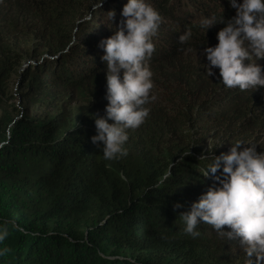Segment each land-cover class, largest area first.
<instances>
[{"label":"trees","instance_id":"16d2710c","mask_svg":"<svg viewBox=\"0 0 264 264\" xmlns=\"http://www.w3.org/2000/svg\"><path fill=\"white\" fill-rule=\"evenodd\" d=\"M98 3L0 0V103L18 66L24 96L65 104L46 120L0 117V226L9 232L0 264H248L238 242L222 240L210 225L200 224L195 239L183 232L178 215L213 183L203 177L211 161L203 158L207 152L165 151L166 136H187L188 128L264 150V87L228 89L218 68L212 76L204 68V49L218 43L225 25L206 30L201 19L228 20L235 9L228 0H149L162 17L148 61L156 99L146 105L145 122L128 131L127 156L105 160L91 142L94 117L108 103L98 45L120 26L127 0H103L93 10ZM108 11L116 14L111 23ZM186 30L191 37L180 44ZM257 63L264 66V59ZM78 100L86 104L79 115L71 108ZM156 103H175L173 114ZM176 203L183 207L174 210Z\"/></svg>","mask_w":264,"mask_h":264},{"label":"clouds","instance_id":"9594fccd","mask_svg":"<svg viewBox=\"0 0 264 264\" xmlns=\"http://www.w3.org/2000/svg\"><path fill=\"white\" fill-rule=\"evenodd\" d=\"M228 3L236 12L231 19L222 17L217 21L215 17H204L200 21V27L206 30L218 22L225 25L217 32L218 43L204 49L208 61L204 68L207 76L214 75L213 69L218 68L220 83L228 89L256 91L264 87V66L257 63L264 59V0H228ZM102 4L103 0H99L93 10ZM107 13L111 23L115 11ZM121 16L124 19L114 34L98 45L104 52L100 59L106 63L108 103L105 114L94 117L96 134L91 142L98 146L105 160L127 156L128 131L145 122L150 112L146 105L156 99L151 95L153 73L148 61L155 51L153 38L162 17L149 0H127ZM190 37L191 31L186 30L178 41L185 44ZM203 158L211 161L203 177H211L213 183L188 210L179 213L183 232L195 239L201 235L200 224L210 225L222 240L238 242L248 264H261L264 261V151L258 152L255 143L236 140L227 153L207 152ZM181 207L176 203L174 210ZM8 223L15 227L14 222ZM225 226L229 230L225 231ZM8 234L7 225L0 226V243ZM8 251L0 248V257Z\"/></svg>","mask_w":264,"mask_h":264},{"label":"rangeland","instance_id":"374dc122","mask_svg":"<svg viewBox=\"0 0 264 264\" xmlns=\"http://www.w3.org/2000/svg\"><path fill=\"white\" fill-rule=\"evenodd\" d=\"M37 47H38V42H34L32 44V48H34L35 50L37 49ZM19 72L20 73L22 72V68L16 66L11 73L8 90L4 96V100L0 103V117L12 119L18 115L20 116L26 115L29 117H36L41 120H46L50 116L57 115V113L65 105L61 100L62 98H54L50 100L48 97L42 96L43 100H41L38 103H34L33 100H36L37 99L36 97H38L39 95L30 94L29 96L28 95L24 96L23 93L25 92L29 94V91L26 90L25 87H21L19 85L20 83L18 82L21 77L19 76ZM150 104H154V103H150ZM171 104H175V103H156L155 105L158 106L163 113L166 112L167 114L172 115L173 113L171 110ZM84 105L86 104L83 103V100H78L71 106V108L75 110L77 115H79L81 108ZM67 108L70 109V106H68ZM166 109H169V111H164ZM144 130H146V133H148V135L153 136L152 134L153 132L151 131L150 128L146 127ZM186 132H187L186 134L187 136L185 135L183 136L182 134H177V133L169 134L170 132H167V134L169 135L166 136L165 143H168V141L170 140L171 142L168 143V146L165 151L174 150L177 152H184L190 150H197L205 153L213 150L216 152L227 153L231 147V143L224 142L221 139L217 138L216 136L211 137L210 135L207 139L205 137L199 136L198 133L194 134L195 131L192 130L191 128H188ZM193 136L196 137L195 138L196 140L201 138L200 142L195 141L193 143L191 141V137ZM127 142L131 144L130 139H128ZM259 144H263V141H261ZM163 147L165 148V146ZM262 148L263 145L262 146L258 145L257 151L258 152L261 151Z\"/></svg>","mask_w":264,"mask_h":264}]
</instances>
